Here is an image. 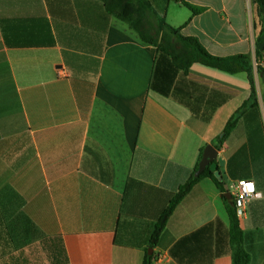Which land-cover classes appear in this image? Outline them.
Returning <instances> with one entry per match:
<instances>
[{
    "label": "crops",
    "instance_id": "0c3cea01",
    "mask_svg": "<svg viewBox=\"0 0 264 264\" xmlns=\"http://www.w3.org/2000/svg\"><path fill=\"white\" fill-rule=\"evenodd\" d=\"M150 2L211 55L250 58L256 102L217 150L216 163L228 190L246 179L261 193L238 218L250 264H264L257 7L252 0ZM182 2L201 11L191 16ZM250 94L245 71L195 63L184 73L101 0H0V191L9 187L21 197L58 264H142L150 249L152 264H177L169 249L184 235L219 220L226 236L220 191L201 178L150 247L154 224L200 150L213 145ZM223 248L210 264H232L225 242Z\"/></svg>",
    "mask_w": 264,
    "mask_h": 264
},
{
    "label": "trees",
    "instance_id": "16d2710c",
    "mask_svg": "<svg viewBox=\"0 0 264 264\" xmlns=\"http://www.w3.org/2000/svg\"><path fill=\"white\" fill-rule=\"evenodd\" d=\"M105 11L126 23L128 27L136 32L139 39L148 45L154 46L158 51L170 56L175 67L187 73L195 63L214 67L229 73L245 71L248 73L251 83L250 97L235 111L228 119L222 132L212 141L213 146L220 150L223 143L235 127L241 115L248 106L254 105L255 87L250 58L247 55H235L230 57L213 56L191 36H184L178 28L166 23L163 17L157 15L150 0H101ZM257 7L260 18V30L256 38L255 56L256 61L264 58V49L259 50L260 43L264 40V0H252ZM191 13L196 15L201 8L187 2H182ZM151 20V21H150ZM258 75L264 80V67L257 65ZM204 148L195 169L189 178L181 184L174 193L165 209L158 217L152 230L149 244L154 246L165 228L167 220L181 202L184 196L203 177L210 178L221 193L226 214L228 216V229L226 236H222V223L219 220L209 222L193 232L179 238L169 249L171 258L177 264H210L211 260L224 252V242L228 245L232 264H250V256L244 248V234L240 227L239 218L236 214L233 198L224 196L225 182L216 178L206 167L198 176V169ZM23 200L11 188L5 187L0 191V234L4 235L10 246L20 251L29 243L41 237V232L23 212ZM18 260L15 258L14 261ZM153 253L146 251L142 264H152ZM14 264V263H12Z\"/></svg>",
    "mask_w": 264,
    "mask_h": 264
},
{
    "label": "rangeland",
    "instance_id": "374dc122",
    "mask_svg": "<svg viewBox=\"0 0 264 264\" xmlns=\"http://www.w3.org/2000/svg\"><path fill=\"white\" fill-rule=\"evenodd\" d=\"M170 5L172 6L174 4L171 3ZM171 9L172 8H170V13ZM181 9L186 15V8ZM13 257L18 259V263L22 261L25 264H58L53 259L49 248L42 239L37 238L29 243L24 249L16 251L10 246L4 235L0 234V264H12L11 261H14Z\"/></svg>",
    "mask_w": 264,
    "mask_h": 264
},
{
    "label": "built area",
    "instance_id": "2783aa9c",
    "mask_svg": "<svg viewBox=\"0 0 264 264\" xmlns=\"http://www.w3.org/2000/svg\"><path fill=\"white\" fill-rule=\"evenodd\" d=\"M229 191L233 198L238 217L244 214L245 206L248 201L261 197V193L256 190L252 180L241 179L235 181L229 185Z\"/></svg>",
    "mask_w": 264,
    "mask_h": 264
},
{
    "label": "water",
    "instance_id": "95a60500",
    "mask_svg": "<svg viewBox=\"0 0 264 264\" xmlns=\"http://www.w3.org/2000/svg\"><path fill=\"white\" fill-rule=\"evenodd\" d=\"M263 49H264V40L259 45V50L262 51ZM217 154H218V151L213 145L211 144L206 145L204 147L202 158L199 162L198 169L195 172V176H198L206 167H209V170L213 172L214 176L218 178L219 180H222V176L218 170L217 163H216ZM224 188H225L224 196L227 199H231L232 196H231L230 191L228 190V185L225 184ZM149 253H151V249L149 250Z\"/></svg>",
    "mask_w": 264,
    "mask_h": 264
}]
</instances>
